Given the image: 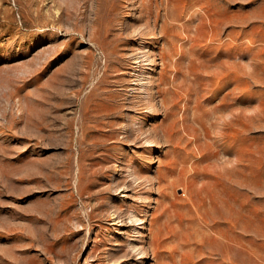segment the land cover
Listing matches in <instances>:
<instances>
[{
  "label": "rangeland",
  "instance_id": "1",
  "mask_svg": "<svg viewBox=\"0 0 264 264\" xmlns=\"http://www.w3.org/2000/svg\"><path fill=\"white\" fill-rule=\"evenodd\" d=\"M0 264H264V0H0Z\"/></svg>",
  "mask_w": 264,
  "mask_h": 264
}]
</instances>
